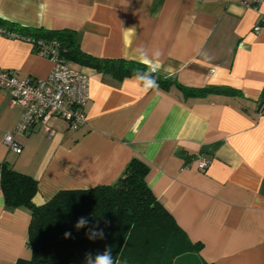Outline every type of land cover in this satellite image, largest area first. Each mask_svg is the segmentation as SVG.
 <instances>
[{"label":"crops","instance_id":"0c3cea01","mask_svg":"<svg viewBox=\"0 0 264 264\" xmlns=\"http://www.w3.org/2000/svg\"><path fill=\"white\" fill-rule=\"evenodd\" d=\"M0 19L20 27L75 32L80 51L98 60L138 63L136 49H159L160 75L172 86L143 93L132 78L85 67L86 124L53 118L20 139L4 136L22 110L0 90V165L37 183L42 206L60 191L114 185L137 159L146 185L198 252L174 264H264V4L242 0H0ZM259 27L258 32L254 29ZM134 28L130 44L124 30ZM0 69L44 80L53 63L25 40L0 35ZM229 88L238 95L189 98L179 89ZM210 161L199 171L198 159ZM30 214L7 210L0 188V264L28 260Z\"/></svg>","mask_w":264,"mask_h":264},{"label":"trees","instance_id":"16d2710c","mask_svg":"<svg viewBox=\"0 0 264 264\" xmlns=\"http://www.w3.org/2000/svg\"><path fill=\"white\" fill-rule=\"evenodd\" d=\"M0 29L30 39L36 53L39 43H56L59 57L73 67H85L115 79L131 78L145 66L125 60H98L83 54L75 32L30 29L0 19ZM161 88L174 84L157 76ZM179 89L186 97L208 94L238 95L229 88ZM264 112V90L258 100V113ZM148 167L131 160L122 176L111 186L87 190L60 191L42 206L32 199L37 183L31 177L0 165V188L7 210L24 209L30 214L27 247L28 260L16 264H85V254L110 249L114 264H174L181 257L198 252L202 246L191 244L171 216L154 198L146 185ZM80 217L88 220L87 228L77 230ZM103 229V238L90 240L88 228ZM71 233L66 237L65 233Z\"/></svg>","mask_w":264,"mask_h":264},{"label":"built area","instance_id":"2783aa9c","mask_svg":"<svg viewBox=\"0 0 264 264\" xmlns=\"http://www.w3.org/2000/svg\"><path fill=\"white\" fill-rule=\"evenodd\" d=\"M261 4H264V0H242V5L251 10H257ZM259 30L257 27L254 32ZM0 35L22 39L32 45L30 39L7 33L3 29H0ZM36 54L53 63L51 73L44 80H20L11 72L0 69V90L7 91L11 103L22 110L17 125L4 136L5 146L17 155L22 149L20 139L36 125H41L49 137L51 131L46 126L53 118L64 121L73 130L86 124L84 107L89 100V77L59 57L55 42L39 43ZM262 113L259 112V116ZM209 164V160L199 158L198 170L205 171Z\"/></svg>","mask_w":264,"mask_h":264},{"label":"clouds","instance_id":"9594fccd","mask_svg":"<svg viewBox=\"0 0 264 264\" xmlns=\"http://www.w3.org/2000/svg\"><path fill=\"white\" fill-rule=\"evenodd\" d=\"M135 35V29L130 28L124 30V41L125 44L131 43V37ZM146 48L140 46L136 49L138 55V63L145 66L144 71L137 69L133 76L131 77L134 81L137 82L139 90L143 93H148L151 90L158 89V79L157 76L160 73L163 64H162V52L159 49L151 51V55H148ZM88 220L85 217H80L76 224L75 228L77 230L82 228H87ZM71 233H65V236H70ZM86 235L90 240H95L97 238H103L104 231L99 229L98 226H93L88 228ZM85 264H114L113 256L110 249H106L103 253L93 254L88 252L85 254Z\"/></svg>","mask_w":264,"mask_h":264},{"label":"rangeland","instance_id":"374dc122","mask_svg":"<svg viewBox=\"0 0 264 264\" xmlns=\"http://www.w3.org/2000/svg\"><path fill=\"white\" fill-rule=\"evenodd\" d=\"M118 264H121V263H118ZM187 264H197V263H196V261H194V262L187 263Z\"/></svg>","mask_w":264,"mask_h":264}]
</instances>
